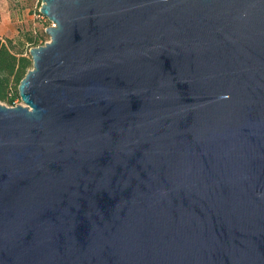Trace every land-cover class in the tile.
<instances>
[{"label": "water", "instance_id": "obj_1", "mask_svg": "<svg viewBox=\"0 0 264 264\" xmlns=\"http://www.w3.org/2000/svg\"><path fill=\"white\" fill-rule=\"evenodd\" d=\"M0 101V264H264V0H42Z\"/></svg>", "mask_w": 264, "mask_h": 264}, {"label": "rangeland", "instance_id": "obj_2", "mask_svg": "<svg viewBox=\"0 0 264 264\" xmlns=\"http://www.w3.org/2000/svg\"><path fill=\"white\" fill-rule=\"evenodd\" d=\"M41 4L42 0H0V35L14 51L22 52L31 59L30 49L51 39L46 33V28L52 22L38 17ZM37 35L40 36L38 42L31 43L29 37ZM1 102L13 106L8 102ZM14 103L17 105L23 101L20 97Z\"/></svg>", "mask_w": 264, "mask_h": 264}, {"label": "trees", "instance_id": "obj_3", "mask_svg": "<svg viewBox=\"0 0 264 264\" xmlns=\"http://www.w3.org/2000/svg\"><path fill=\"white\" fill-rule=\"evenodd\" d=\"M40 36H30L31 43H37ZM33 60L22 52L14 51L13 48L0 35V100L14 106L16 99L20 98L19 84Z\"/></svg>", "mask_w": 264, "mask_h": 264}, {"label": "built area", "instance_id": "obj_4", "mask_svg": "<svg viewBox=\"0 0 264 264\" xmlns=\"http://www.w3.org/2000/svg\"><path fill=\"white\" fill-rule=\"evenodd\" d=\"M38 17L44 19L45 21H50L45 15H43V14L41 13L40 10H39V13H38ZM47 42H48V41H47ZM44 44H45V43H44Z\"/></svg>", "mask_w": 264, "mask_h": 264}]
</instances>
